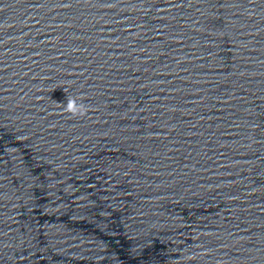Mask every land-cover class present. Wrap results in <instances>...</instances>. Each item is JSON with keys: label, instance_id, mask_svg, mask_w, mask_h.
I'll use <instances>...</instances> for the list:
<instances>
[{"label": "water", "instance_id": "95a60500", "mask_svg": "<svg viewBox=\"0 0 264 264\" xmlns=\"http://www.w3.org/2000/svg\"><path fill=\"white\" fill-rule=\"evenodd\" d=\"M0 264H264V0H0Z\"/></svg>", "mask_w": 264, "mask_h": 264}]
</instances>
